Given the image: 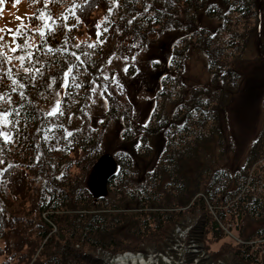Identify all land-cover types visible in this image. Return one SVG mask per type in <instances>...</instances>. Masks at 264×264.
<instances>
[{
  "label": "trees",
  "instance_id": "1",
  "mask_svg": "<svg viewBox=\"0 0 264 264\" xmlns=\"http://www.w3.org/2000/svg\"><path fill=\"white\" fill-rule=\"evenodd\" d=\"M16 1L29 3L33 10L12 34L17 50L10 51L8 45L0 48V110L11 113L12 137L8 143L0 138V185L11 201L6 209L0 208V256L13 257L25 243L29 253L21 255L22 264H45L38 249L45 252L58 236L64 240L58 264H109L108 258L126 250H170L171 254L170 247L180 242L188 250L197 246L209 254V259H203L189 250L171 256L180 264H192L191 258L196 264H264V165H256L264 149V126L233 175L225 165L220 167V160L213 162L212 154L203 158L207 150L221 152L217 109L232 101L241 84L243 88L250 84L230 62L263 60L264 0ZM163 3L167 7L174 3L183 19L165 15ZM202 11L206 18H217L213 30L205 31ZM170 12L174 14L171 8ZM99 18H103L101 30ZM236 28H243V33H236ZM81 32L87 38L79 40ZM156 41L168 44L169 53L159 59L150 51L144 68L149 79L164 73L149 121L134 126L132 105L118 94L122 85L101 70L116 57L127 62L125 73L134 76L132 60ZM191 54L205 58L209 79L203 86L186 88L183 73ZM8 56L17 58L19 66L11 64ZM69 66L71 73L65 77ZM94 88L104 107L101 122L91 119L87 110ZM53 89L63 91L60 111L48 115L38 110V103L45 102ZM70 114L76 118L74 129L68 126ZM112 122L120 125L122 145L112 153L118 169L108 190L122 195L118 204L102 206L104 198L95 200L87 188L70 181L66 193L64 181H52L43 189L39 212L46 213L40 220L54 231L40 232L39 239L19 235V227L32 222L26 207L33 169L56 171L65 179L72 168H89L99 158L105 130ZM136 135L141 140L146 136L163 139L158 160L141 178L132 166L133 145L123 146ZM215 136L218 141H210ZM16 160L20 163L15 164ZM73 180L77 182L78 176ZM221 201L227 210H216ZM225 221L239 227L237 237L230 238L231 228L222 227ZM176 228L185 230L184 238ZM15 236L20 237L13 240ZM207 236L211 242H221L216 250L207 244Z\"/></svg>",
  "mask_w": 264,
  "mask_h": 264
},
{
  "label": "rangeland",
  "instance_id": "2",
  "mask_svg": "<svg viewBox=\"0 0 264 264\" xmlns=\"http://www.w3.org/2000/svg\"><path fill=\"white\" fill-rule=\"evenodd\" d=\"M80 1L81 0H76V2ZM163 6L164 9H161L163 11H167V14L165 13V15L171 13L172 16L177 17L175 19L176 21L183 19L184 15L176 10L174 3L168 7L163 3ZM170 8L171 10H173L174 14L170 12ZM32 10V6L25 1L18 2L16 0H0V37H2V39H0V46H3V49L4 47L6 48L7 45L10 47V51L14 48L11 38L12 34L17 30L18 27H20V25L26 22L27 15L28 13H31ZM201 18L202 20L204 19L202 25L205 26V31H211V29L213 30L215 28L214 24L216 23L217 18H206L203 11ZM102 22L103 18H99L98 25L100 27V30ZM251 23L253 22L251 21ZM243 31V28H239L236 30V33L241 34L243 33ZM85 37L86 34L81 32L79 40L84 39ZM84 43L87 44L89 42ZM150 51H152L151 54L154 53L156 55L154 56L156 58H166L169 53V46L164 42L162 44L156 41L155 43L149 45L146 49L144 48L143 51L139 52L135 56V59L132 60V64L136 69V74L134 76H129L125 73L124 69L127 67V62L122 61L121 59L119 60L116 57L111 59V62H107V64H105L101 70L104 76H112L122 85V91L116 93H118L119 96H121V98L125 100V102H130V104L132 105L134 115V117L132 116V118H135L134 126L141 125V123L149 121L150 112L153 108V99L155 98L154 96L156 95V91H158L160 88L158 80L164 73V70L159 72V74L157 75L158 79L156 80L149 79L150 73L147 75L148 70L144 68V64ZM262 54L264 55V53ZM262 58L263 60L261 58L259 59L258 57H255L251 60L250 63H248L246 60H240L236 58L232 60V63L230 62L229 65L241 74L243 73V78H245L246 80H250V84L247 88H243L241 84L236 93L234 92L235 96L233 97L232 101L226 102L227 105L222 110H220L219 108L217 109L221 117V128L218 136V138L220 137V141H222V147L220 150L221 152L219 153L215 148H213L212 150H207L206 154L203 156V158H206L208 155L212 154L213 162H217L218 160H220V167L223 169L222 165H225L224 167L228 169L229 172L231 171V175H233V172H235L237 169L239 170L240 165H242L245 157L248 154L251 142L264 126V56ZM11 59L9 60L11 64L19 66V64H17V58ZM186 65L187 66L183 73L185 85L184 87L189 88L190 85L197 84V86H203L204 84H206L209 79V74L206 69L205 58L196 59L195 56H192L191 54L190 58L186 62ZM141 74L143 75L141 76ZM136 75H138L139 77ZM145 75L147 76L144 77ZM96 92V88H94L93 97L89 99L90 108L87 107V110L91 115V119L97 118V121L101 122L105 119V114L103 113L104 107L101 106V101L97 99L95 95ZM62 93L63 91L60 89H53L52 94L47 95L49 97L45 102L38 103V110L44 113L51 112L53 105H55L57 102L61 103L60 97ZM69 118L71 119V121H69L68 126L73 127L74 129L76 125L73 120H75L76 118L73 114H70ZM124 125L132 126L133 123H130L129 125L128 123H126ZM119 127V124L116 125L112 122L108 129L105 130L104 135L106 141L101 142L102 151L100 152V155L105 153L112 155V153L118 150V147L122 145V137L119 131ZM0 130L6 131L8 134L10 131L8 125L5 127L2 123H0ZM140 133H142V131H140ZM137 135L134 138L130 139V141L127 140L128 142L123 143V146L126 145V148H131L133 145V151H136V156L132 158V166L135 169L134 173L136 174L137 178H141L142 176L147 175L146 173H148V171L153 167L156 159L158 160L159 153L163 147V139L160 136H154L153 138L146 136V139L144 138L143 140H141V138H139L140 136ZM218 138H216L215 136L210 141H218ZM135 139H138L139 141H135ZM145 143H147L148 145L147 149L144 148ZM202 153H204V151ZM2 161L3 158L0 157V164L2 163ZM14 163L18 164L20 163V161L16 160ZM93 165L89 168H85L84 170L72 168L70 171V177L67 176V178L65 179L61 178L62 173L58 174V172L56 171L50 172L49 170L47 171L46 168H44L43 171L47 173H38L41 171V169L38 166L36 167L37 170L36 168H34L33 172L31 173L32 189L28 197L26 207V217L32 222L22 224L17 230V233H19V235H21L23 238L39 239L40 232H43L46 229H48L49 232L52 230L54 231V228L47 227V224H43L44 222L40 220L41 217H44L46 215V213L44 214L39 212V201L42 199L44 187H49L51 185L50 182L52 181H64L66 184V193H68L70 191L68 188V183L71 181L74 183V185L85 187L89 191H91V175L93 172ZM256 165H264V149L262 152V156L259 157V161L256 163ZM42 173L43 175H41ZM76 175L78 176L79 180L77 182H74L73 179H75ZM59 177L61 179L57 180V178ZM48 178H51V180H47ZM229 186H232V183H230ZM226 191L227 189H225V192ZM242 194L243 192L239 193L240 196ZM258 195L261 196V194ZM118 197L122 198V195H120V193L118 192L111 193L109 192V190H107V192L103 196L104 199L100 201V205L104 206L118 204ZM9 204H11L10 198L4 190L3 186L0 185V208L6 209ZM11 208L13 207H10L8 210L10 211ZM210 209L213 210L212 205H210ZM219 209L227 210V205H223L221 201L216 210ZM128 211L130 212V210ZM72 216L73 215H71L70 217ZM237 222H240V220L238 219ZM59 223H61L60 220ZM222 225L224 229H226L227 227L231 228V234H229L231 239L238 236L237 234H239V232L237 229L239 227H237V225L234 226V223L231 224V222L228 223L226 221L223 222ZM175 232L182 235V238H184L185 230L179 232L178 228H176ZM57 237L58 236H54V238L52 239L53 241L47 247L45 252H41V248L38 249V255L41 256L45 264H58V262L56 261H58L59 257H61L59 251H61V245L64 243V240ZM17 238L16 236L12 237L13 240ZM207 240H209L207 244L213 250H216L221 243L211 242L209 236H207ZM177 244L178 246L170 247L173 250L171 254L170 250H154L153 253L151 251H146L145 253H143L141 251L133 252L128 250L116 253L113 257L108 258V262L109 264H180L177 261L173 260L171 256H174V258L179 257L181 256V254L183 255V253L188 252L189 250L192 253H198V256L203 257V259H209V254L203 248L194 246L188 250L184 242H180ZM0 248H3L2 240H0ZM27 248L28 245L23 243V246L21 247L19 252L17 251L13 257L6 256V253L3 254L2 256H0V264H22L20 258L21 255L29 251H27ZM191 260L192 264L198 263V261L193 260V258H191Z\"/></svg>",
  "mask_w": 264,
  "mask_h": 264
},
{
  "label": "water",
  "instance_id": "3",
  "mask_svg": "<svg viewBox=\"0 0 264 264\" xmlns=\"http://www.w3.org/2000/svg\"><path fill=\"white\" fill-rule=\"evenodd\" d=\"M117 162L111 154H102L95 165L92 172V196L98 199L105 195L107 191L108 181L114 176L117 171Z\"/></svg>",
  "mask_w": 264,
  "mask_h": 264
},
{
  "label": "snow or ice",
  "instance_id": "4",
  "mask_svg": "<svg viewBox=\"0 0 264 264\" xmlns=\"http://www.w3.org/2000/svg\"><path fill=\"white\" fill-rule=\"evenodd\" d=\"M85 3H87V0H85ZM109 11H111V9H109ZM75 13H73L74 15ZM77 22L79 23V17L76 18ZM99 26V25H98ZM70 30V29H69ZM11 31V30H9ZM18 34V33H17ZM44 33L43 31H41V36L43 37ZM0 39H2V37H0ZM15 42V41H14ZM27 44V41H25V45ZM89 47H94V44L88 45ZM3 46H0V48H2ZM21 47V45H17V48ZM76 47H79V45H76ZM17 49H11V51L15 52ZM51 51V49H49ZM0 55H3L2 52H0ZM73 55H75L73 53ZM6 59L10 60L11 57H7ZM18 59L22 60V57H18ZM77 60H79V57H76ZM126 59V58H125ZM111 62V61H109ZM71 66H69L68 71L65 73V77H67L70 73H71ZM25 71H28V69H25ZM124 71H127V68L124 69ZM73 79H75L73 77ZM114 79V78H113ZM79 85H77L78 87ZM94 90V89H93ZM0 99H3L2 96H0ZM59 110V102H57L55 105H53L51 112L48 113V115H55ZM60 114L62 115V111L60 112ZM11 115V113L7 110H0V123H2L5 127L10 123V120L8 119V117ZM67 135H71V133H67ZM0 138H3V140L5 141V143H8L11 141L12 137L6 132V131H2L0 130Z\"/></svg>",
  "mask_w": 264,
  "mask_h": 264
},
{
  "label": "bare ground",
  "instance_id": "5",
  "mask_svg": "<svg viewBox=\"0 0 264 264\" xmlns=\"http://www.w3.org/2000/svg\"><path fill=\"white\" fill-rule=\"evenodd\" d=\"M99 199V198H98Z\"/></svg>",
  "mask_w": 264,
  "mask_h": 264
}]
</instances>
